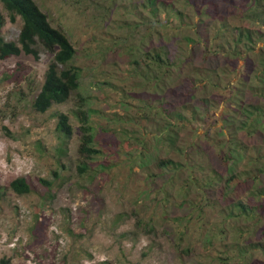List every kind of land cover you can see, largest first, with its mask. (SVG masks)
<instances>
[{"label": "rangeland", "instance_id": "rangeland-1", "mask_svg": "<svg viewBox=\"0 0 264 264\" xmlns=\"http://www.w3.org/2000/svg\"><path fill=\"white\" fill-rule=\"evenodd\" d=\"M35 1L48 14L52 25L63 30L74 44L77 52L71 63L82 68L81 82L68 101L38 112L33 101L44 83L53 54L38 44V58L21 53L0 59V186L4 187L0 197V259L8 258L11 264H228L230 253H235L220 242L211 244L210 237L204 238L205 225L199 227L193 216L187 222L188 210L174 206L179 202L177 187L172 186L169 191L167 187L164 193L160 190L164 189L160 177L154 179L155 187L150 185L148 176L157 171L155 161L160 156H171L167 147L159 145L142 157L137 153L136 144L143 131L136 125L125 129L116 122L118 113L124 119L128 111L134 115L143 112L142 103L128 98L132 103L128 105L123 101L122 89L96 83L109 79L115 85L126 84L124 77L131 61L127 46L143 47L141 36L147 32L145 27L132 29L126 24L136 21L140 12L132 6L140 0ZM163 1L174 3L196 18L192 2ZM236 12L219 3L213 15L235 16ZM142 13L147 15V11ZM242 23L254 30L261 29L257 23ZM21 27L20 17L16 22L7 18L3 27L6 40L17 41ZM170 29L178 31L169 39L176 45L173 35L181 32ZM208 30L209 34L214 32L212 26ZM120 37L126 40L121 44L114 42ZM176 46L175 51H179ZM261 46L257 41L259 53ZM193 53L197 58L195 63L225 66V63L213 64L214 55L206 54L201 47ZM239 64H244V60ZM249 70V91L255 93L252 88L262 85L256 78L261 62L258 60ZM178 92L183 93L182 87H178ZM148 95L142 93L143 97ZM224 95L225 90L219 97L223 99ZM182 99L171 98L175 103L183 102ZM225 107L224 103L215 107L209 122L203 123L208 136L214 134ZM78 109L90 115L99 153L89 156L80 152L82 129L76 115ZM60 113L68 114L72 125V135L66 139L57 129ZM153 129L148 124L146 130ZM238 136L249 139L243 131ZM155 140L151 139L152 147ZM224 154L220 157L223 169L230 165L227 150ZM213 165L220 168L217 163ZM244 167V160L238 162L236 173L241 175ZM226 175L223 183L229 177ZM22 176L29 180L32 191L18 194L10 188V183ZM237 177H234L236 181ZM242 178L247 180L245 175ZM234 182L230 192L233 200L253 203L250 198L253 183L248 181L236 186ZM171 193L174 196L163 206L166 195ZM256 200L260 199L256 197ZM185 229L187 234L180 242V231ZM188 244H191L190 252H185ZM217 256L222 258L216 259ZM256 258L262 262L252 264H264L261 254H256Z\"/></svg>", "mask_w": 264, "mask_h": 264}, {"label": "trees", "instance_id": "trees-1", "mask_svg": "<svg viewBox=\"0 0 264 264\" xmlns=\"http://www.w3.org/2000/svg\"><path fill=\"white\" fill-rule=\"evenodd\" d=\"M188 1L195 6V19L174 3L168 4L163 0L133 3L134 10L140 13L136 15V21L126 24L132 29L145 27L147 32L141 36L143 47L127 46L126 51L131 56L130 69L126 70L124 77L127 82L115 85L114 81L103 79L96 83L122 89L123 101L128 105H132L128 98H136L142 103L140 109L143 112L138 115L128 111L124 119L123 114L116 116V122L125 129L136 125L143 131L137 137V153L145 157L150 149L159 145L167 147L170 152L171 156H160L155 161L157 171L148 176L150 185L155 187L154 179L160 177L164 186L160 190L164 193L167 187L168 191L172 186L177 187L175 192L179 194V202L174 206L188 210L187 222L193 216L199 227L205 225L204 238L210 237L211 244L220 242L235 253H230L228 264L262 262L255 256L261 254L264 258V0ZM219 3L237 10L235 16L213 15ZM143 11H147V15H143ZM18 17L22 20L18 40H6L3 27L7 18L16 22ZM243 21L257 23L261 29L254 30L249 25H243ZM174 23L178 25H171ZM211 26L214 32L209 34ZM171 27L181 32L173 35L179 51H175L176 45L169 42L171 34L178 33ZM125 40L120 37L114 42L121 44ZM257 41L262 44L261 53L256 51ZM38 44L53 54L44 83L33 101L36 111L45 112L54 104L68 101L80 88L82 68L71 63L76 56V48L63 30L52 25L48 14L35 0H0V59L21 53L38 58ZM197 47H201L206 54L214 55L213 64L225 63V66L195 63L197 58L193 52ZM138 50L141 52L139 55L136 53ZM241 59L244 64H239ZM258 60L261 70L256 78L262 85L251 87L255 92L251 93L249 69ZM120 80H124L123 77L120 76ZM178 87H182V94L178 92ZM223 90L226 95L222 99L219 95ZM217 91L221 92L218 96ZM144 92L149 95L143 97ZM182 96H185L184 99ZM178 97L183 102L171 100ZM222 103L226 107L220 115L219 125L214 128V134L208 136L209 131L203 123L209 122L214 108ZM76 115L82 129L80 152L89 156L99 153L88 111L78 109ZM148 124L155 131H147ZM57 129L65 139L72 135L68 114H59ZM239 131H243L249 139L240 138ZM219 136H222L220 141ZM152 138L156 139L153 147ZM226 150L230 165L223 169L220 157L225 155ZM243 160L245 167L240 175L236 173V166ZM214 163L220 168H214ZM225 174L229 177L223 183ZM244 175L247 180L242 178ZM232 176H239L238 182ZM248 181L253 183L251 189H254L250 194L253 203L234 201L230 196L231 187H235L233 182L237 186ZM3 188L0 186V197ZM10 188L18 194L32 191L31 183L23 176L12 180ZM173 196L172 193L167 194L163 206ZM186 229L180 231V242L187 234ZM190 246L187 245L185 252H190ZM0 264H11V261L4 257L0 259Z\"/></svg>", "mask_w": 264, "mask_h": 264}]
</instances>
